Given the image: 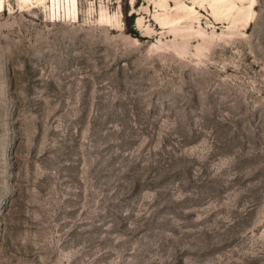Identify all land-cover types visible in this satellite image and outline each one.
I'll return each mask as SVG.
<instances>
[{
    "label": "rangeland",
    "instance_id": "374dc122",
    "mask_svg": "<svg viewBox=\"0 0 264 264\" xmlns=\"http://www.w3.org/2000/svg\"><path fill=\"white\" fill-rule=\"evenodd\" d=\"M0 264H264V0H4Z\"/></svg>",
    "mask_w": 264,
    "mask_h": 264
},
{
    "label": "bare ground",
    "instance_id": "6f19581e",
    "mask_svg": "<svg viewBox=\"0 0 264 264\" xmlns=\"http://www.w3.org/2000/svg\"><path fill=\"white\" fill-rule=\"evenodd\" d=\"M54 2V1H53ZM57 2V1H56ZM4 7V0H0V9Z\"/></svg>",
    "mask_w": 264,
    "mask_h": 264
}]
</instances>
